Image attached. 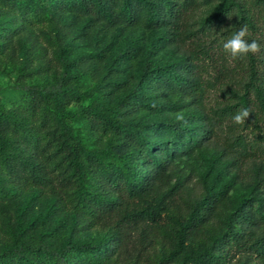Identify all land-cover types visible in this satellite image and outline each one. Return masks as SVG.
<instances>
[{
	"label": "trees",
	"instance_id": "obj_1",
	"mask_svg": "<svg viewBox=\"0 0 264 264\" xmlns=\"http://www.w3.org/2000/svg\"><path fill=\"white\" fill-rule=\"evenodd\" d=\"M203 2L0 0L7 31L50 28L64 12L101 22L94 51L75 52L70 43L52 48L59 69L51 81H25L54 66L44 47L27 44L29 64L12 86L18 103L6 107L0 98V205L29 193L49 199L69 221L68 235L54 227L38 236L33 223L20 221L0 264H118L121 226L137 224L152 233L149 264H264V0H226L196 27ZM243 25L261 51L233 60L223 44ZM166 45L171 49L160 52ZM225 54L236 76L223 61L209 72ZM103 59V74L82 89L79 77ZM219 75L229 79L225 91L235 101L207 114L202 99ZM244 108L250 140L235 135L208 152L202 144L217 120ZM79 121L88 145L73 126ZM194 152L203 165L197 194L172 166ZM248 159L256 160L250 194L227 201ZM94 226L105 230L96 241L72 237Z\"/></svg>",
	"mask_w": 264,
	"mask_h": 264
},
{
	"label": "rangeland",
	"instance_id": "obj_2",
	"mask_svg": "<svg viewBox=\"0 0 264 264\" xmlns=\"http://www.w3.org/2000/svg\"><path fill=\"white\" fill-rule=\"evenodd\" d=\"M225 2L226 0H204L202 5L194 13L193 21L195 26H200L204 20ZM235 18L234 16L229 26L232 25ZM8 19L9 15L0 10V47L2 48V53L0 54V98L6 107L10 104L18 103V92L12 86L16 78L24 72L23 66L29 64L26 50L27 44L44 47L45 57L47 59L49 58L51 62L53 61L52 65H54L46 74L26 77L25 81L30 83H41L53 79L55 71L59 68L54 59H52V48H58L63 43H70L75 52L89 53L101 46V44H97L96 39L98 26L101 23L99 19L82 16L74 17L69 12H64L56 15V24L53 27H34L7 31V28L10 26ZM79 28H82V30L76 34ZM170 49L171 46L166 45L160 52ZM223 58L219 59V56L216 55L213 61L214 66L209 68V72L213 74L215 68L218 67V61H223L228 66L229 73L236 76L233 72L236 70L234 61L227 54ZM103 61L104 59L98 65L94 62L89 63L93 67L91 74L82 75L77 80V84L82 89L89 87L95 78L103 74V70L101 69ZM73 69L75 70L76 68L74 67ZM219 76V79L215 80L212 87L205 91L202 99L201 110L207 114H211V110L214 108L235 101L225 91L226 86H231L229 85V79H223L222 75ZM86 102L83 101L81 104H85ZM76 106V104H71L72 109ZM217 122L214 126V135L202 144L208 152L220 150L224 146L225 138L231 139L235 135H238L244 140H250L252 137L248 126L235 124L233 117H222ZM73 126L82 136L85 144L88 145L90 140L86 136L84 123L79 121L73 123ZM172 163L173 168L179 170L185 176L186 186L190 188L192 193L197 194L200 187L196 182V175L203 168L200 156L196 152L184 154L180 158L173 159ZM255 164L256 160L254 159L245 160L241 164L240 171L237 173V179H235V183L227 193V201L232 197L245 198L250 194L248 188L251 182L250 169ZM20 221L24 225L30 222L33 223L32 233L35 236L43 232H49L54 227L62 234L68 235L69 232L68 219L62 214L53 211L49 199L36 200L29 193H25L0 205V250L10 245L11 237L9 233L17 231V224ZM140 227H142V224L131 225L129 227L125 225L121 226L125 237L119 246L118 264H149V259L154 248L153 242L150 240L152 233H149L147 229L141 231ZM104 233V229L99 226H94L86 231H80L72 237L80 241L93 242L102 237ZM154 234L156 235V233ZM229 264H241V262L234 258ZM246 264H254V261L250 259Z\"/></svg>",
	"mask_w": 264,
	"mask_h": 264
},
{
	"label": "clouds",
	"instance_id": "obj_3",
	"mask_svg": "<svg viewBox=\"0 0 264 264\" xmlns=\"http://www.w3.org/2000/svg\"><path fill=\"white\" fill-rule=\"evenodd\" d=\"M249 30L246 25L241 26L236 33L223 44V49L228 53L233 60L247 57L249 54L256 55L261 51V44L257 40L252 39L249 41L246 39L249 36ZM250 115V111L247 108L239 110L233 115V121L237 125L245 123ZM178 120H183V115H177Z\"/></svg>",
	"mask_w": 264,
	"mask_h": 264
}]
</instances>
